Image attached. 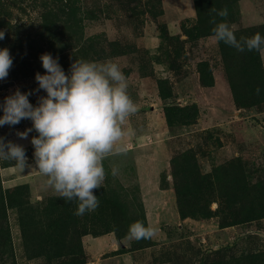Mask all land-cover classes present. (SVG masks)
I'll return each instance as SVG.
<instances>
[{"label": "rangeland", "instance_id": "obj_1", "mask_svg": "<svg viewBox=\"0 0 264 264\" xmlns=\"http://www.w3.org/2000/svg\"><path fill=\"white\" fill-rule=\"evenodd\" d=\"M202 1L208 9L201 5L199 12L194 0H0V47L13 56L0 80V102L17 87L37 88L35 74L45 71L40 55L49 52L66 72L76 58L118 63L137 104L124 125L127 152L103 161L106 178L93 190L99 207L79 217L91 230L81 239L80 264H219L255 255L264 264V217L239 221L242 207H228L219 193L229 172L244 171L248 185L264 184V91L255 92L257 85L264 89V64L257 52L217 41L209 23L211 8H226L227 17L217 20L229 23L238 38L263 34L264 0ZM44 94L34 91L29 99L35 104ZM171 107L187 109L175 110L184 115L169 125ZM31 124H5L0 136L23 145L34 166L35 131L27 139L17 135ZM183 152L195 154L210 177L209 218L180 214L171 161ZM0 165L3 187H27L34 207L57 197L38 169L4 159ZM7 217L11 240L0 229V264L72 262L71 256L31 255L38 250L25 246L20 211L10 207ZM135 221L154 226V236L127 238Z\"/></svg>", "mask_w": 264, "mask_h": 264}, {"label": "clouds", "instance_id": "obj_2", "mask_svg": "<svg viewBox=\"0 0 264 264\" xmlns=\"http://www.w3.org/2000/svg\"><path fill=\"white\" fill-rule=\"evenodd\" d=\"M215 15L209 23L217 41L233 47L238 52H257L264 64V34L237 37L234 29L223 19L227 9H210ZM5 32L0 30V40ZM43 73L37 71V88L22 91L19 87L0 102V126H14L23 119L32 122L31 127L17 130L21 139L29 133L34 147L35 165L28 163L23 145L0 136V159L15 161L25 168H36L47 177L57 197L66 203H75L74 215L83 216L95 211L100 204L93 191L103 186L106 170L105 158L113 154H125L127 145L123 138L130 130L124 127L128 118L138 111L129 94L128 80L118 63L76 58L68 72L49 52L40 55ZM13 65V56L7 47H0V80H4ZM43 90L37 103L29 99L33 92ZM264 91L257 85L255 92ZM117 169L111 174L115 176ZM156 228L142 221L129 225L127 238L151 239Z\"/></svg>", "mask_w": 264, "mask_h": 264}, {"label": "trees", "instance_id": "obj_3", "mask_svg": "<svg viewBox=\"0 0 264 264\" xmlns=\"http://www.w3.org/2000/svg\"><path fill=\"white\" fill-rule=\"evenodd\" d=\"M194 1L199 12L202 10L201 5L207 8L202 0ZM261 30L264 34V27ZM169 93L163 91L161 95L166 98L170 96ZM186 109V107L167 108L168 124H173L174 117L181 119L184 114L179 116L177 111L184 112ZM171 165L181 216L185 218L211 217L214 214L211 208V202L214 198L213 185L209 183L210 177L201 173L195 154L183 152L172 159ZM222 185L223 190H219V193L226 199L225 203H229L228 207H242L241 212L238 213L240 215L239 221H252L264 217V184L259 186L248 185L245 172L240 170V172H229ZM26 188L19 185L5 189L0 173V229L1 232L6 233L4 237L7 241L11 240L7 210L10 207H16L20 211V223L25 246L27 249L33 246L38 250L31 255L73 257L72 262L67 264L85 262V252L81 239L91 230L83 226L80 216L74 215L76 204L74 202L66 203L62 197H53L49 199L45 207L39 209L31 204ZM259 256L234 258L230 262L222 261L219 264H263V260ZM211 264L218 263L213 262Z\"/></svg>", "mask_w": 264, "mask_h": 264}]
</instances>
